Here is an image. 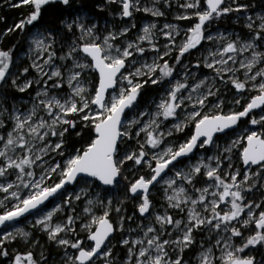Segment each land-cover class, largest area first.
<instances>
[{
    "label": "snow or ice",
    "instance_id": "6c2138e0",
    "mask_svg": "<svg viewBox=\"0 0 264 264\" xmlns=\"http://www.w3.org/2000/svg\"><path fill=\"white\" fill-rule=\"evenodd\" d=\"M5 3L0 264H264V0Z\"/></svg>",
    "mask_w": 264,
    "mask_h": 264
},
{
    "label": "trees",
    "instance_id": "16d2710c",
    "mask_svg": "<svg viewBox=\"0 0 264 264\" xmlns=\"http://www.w3.org/2000/svg\"><path fill=\"white\" fill-rule=\"evenodd\" d=\"M26 8L13 9L5 3V0H0V32L4 31L7 27H11L14 22H17ZM223 27V26H222ZM17 41L21 42L20 48L17 49L18 55L26 51V45L23 44L22 37L19 34H13L10 37V44H15ZM20 95L17 93V96Z\"/></svg>",
    "mask_w": 264,
    "mask_h": 264
},
{
    "label": "rangeland",
    "instance_id": "374dc122",
    "mask_svg": "<svg viewBox=\"0 0 264 264\" xmlns=\"http://www.w3.org/2000/svg\"><path fill=\"white\" fill-rule=\"evenodd\" d=\"M168 19L171 20V17H169ZM104 22H106V21H104ZM143 22H144V23H147L148 20L145 19ZM174 22H175V21H174ZM231 27H235L237 31H240V28H239L238 26H231ZM24 52H25V51H24ZM24 52L19 54V56L21 57V59H25V57H24ZM185 62H187V61H185ZM25 66H26V65H25ZM33 95H34V93H33ZM18 97H22L24 100H27V99H28L27 95H25V94H20V95H18ZM160 203H161V205H162V204H163V201H160ZM127 207H128V214L131 215L132 212H133V208H132V204H131V202L128 203ZM159 210H160V211H163V208L160 207ZM133 226H134V225H133ZM118 238H119V236L117 235V239H118Z\"/></svg>",
    "mask_w": 264,
    "mask_h": 264
}]
</instances>
